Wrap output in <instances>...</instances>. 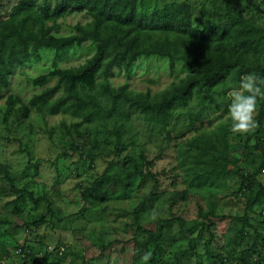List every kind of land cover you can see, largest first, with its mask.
Here are the masks:
<instances>
[{
    "label": "rangeland",
    "instance_id": "rangeland-1",
    "mask_svg": "<svg viewBox=\"0 0 264 264\" xmlns=\"http://www.w3.org/2000/svg\"><path fill=\"white\" fill-rule=\"evenodd\" d=\"M17 1L0 0V20ZM58 1L47 3L54 6ZM170 1L188 2L192 24L198 29L223 22L206 0H139L137 9L149 14ZM233 1L240 15L264 29V0ZM89 21L85 9L72 8L57 19L58 33L66 34L76 23ZM92 53L88 41L57 54L42 50L39 57L13 67L9 86L1 92L0 164L8 167L18 189L47 198L51 212L45 200L34 203L27 194L11 191L0 173V217L10 221L0 223V264H159L173 262L175 254L184 250L188 252L180 264H244L253 261L256 252L263 253L264 202L254 204L244 217L236 175L224 172L220 176L217 169L228 162L231 168L248 174L260 163L262 152L246 151L243 146L253 143L256 136L264 139V96L257 99L256 126L243 134L233 132L228 114L229 93L243 76L233 74L211 96L192 91L185 102L175 104L166 114L167 124L150 121L145 114L126 107V114L91 122L70 112L49 114L32 109L19 118L8 111V94L27 101L55 82L49 78L45 86L37 87L29 82L30 76L44 72L53 62L60 67L78 66ZM185 77L179 62L170 69L166 59L151 56L139 58L129 72L113 68L107 81L112 86L125 83L133 92L160 95ZM104 81L100 75L93 91L98 97ZM118 127L123 129L116 147ZM258 129L262 130L259 134ZM128 157L143 171L152 172L157 182L134 176L119 198L81 210L80 189L108 165L119 171L120 163ZM258 179L264 183V174L259 173ZM139 204L144 207L140 223L147 227L155 229L170 217L182 218L187 226L199 225L183 233L178 222L172 223L162 230L160 251L154 254L152 244L143 247L131 241L146 237L133 219ZM145 253H150L147 262Z\"/></svg>",
    "mask_w": 264,
    "mask_h": 264
},
{
    "label": "trees",
    "instance_id": "trees-1",
    "mask_svg": "<svg viewBox=\"0 0 264 264\" xmlns=\"http://www.w3.org/2000/svg\"><path fill=\"white\" fill-rule=\"evenodd\" d=\"M138 1L59 0L50 6L47 0L39 4L35 0H18L12 5L9 15L0 20V95L9 86L13 67L39 57L42 50L57 54L79 48L88 41L93 53L78 66L60 67L53 62L44 72L30 76L29 82L37 87L45 86L49 78H55V82L33 93L27 101L18 95L8 94L5 99L8 111L12 110L19 118L28 116L32 109L49 114L70 112L91 122L126 114L128 108L145 114L150 121L167 124L166 114L175 104L185 102L194 90L211 96L216 87L226 84L231 74L240 77L251 72L264 77V29L240 15L233 0H206L223 18L222 23L206 29L193 26L192 10L186 1L166 2L149 14L139 12ZM72 8L85 9L90 21L76 23L72 31L66 34L58 33L60 24L57 19L65 17ZM151 56L166 59L170 69L179 62L186 71V77L160 95H152L149 91L133 92L127 89L125 83L112 86L107 81V75L113 68L129 72L139 58ZM100 75L105 81L100 85L102 95L98 97L93 91L98 86ZM122 129L118 127L115 131L116 147ZM261 131L258 129L256 132L259 134ZM243 149L262 152L260 163L251 173H240L237 167L231 168L228 162L222 163L217 173L220 176L224 172L236 175L238 192L244 202L243 216L248 217L254 204L264 202V183L258 179V174L264 168V139L256 136L253 143H246ZM120 164L119 171H112L108 165L88 186L80 189L83 201L81 210L99 206L106 199L119 198L128 189L134 176L151 178L157 182L152 172L143 171L129 157ZM0 173L7 180L11 191L27 194L34 203L45 200L47 210L51 212L47 198H36L32 192L15 186L6 165L0 164ZM143 210V204L135 207L133 219L136 228L146 237L140 241L131 238V241L143 247L152 244L154 254L160 251L158 240L162 230L172 223L178 222L183 233H190L199 225L195 222L187 226L182 218L170 217L153 229L140 223ZM209 214H214L212 208ZM204 216L209 220V226H212L213 221L206 213ZM0 223L10 224V221L0 217ZM261 223L264 225L263 214ZM187 252L184 250L175 254L173 262L161 261L159 264H180ZM263 262L264 251L256 252L253 261L244 264Z\"/></svg>",
    "mask_w": 264,
    "mask_h": 264
},
{
    "label": "clouds",
    "instance_id": "clouds-1",
    "mask_svg": "<svg viewBox=\"0 0 264 264\" xmlns=\"http://www.w3.org/2000/svg\"><path fill=\"white\" fill-rule=\"evenodd\" d=\"M228 114L233 132L243 134L256 126L257 99L264 96V77L256 73L244 74L237 87L230 93ZM150 259V253H145L144 261Z\"/></svg>",
    "mask_w": 264,
    "mask_h": 264
},
{
    "label": "built area",
    "instance_id": "built-area-1",
    "mask_svg": "<svg viewBox=\"0 0 264 264\" xmlns=\"http://www.w3.org/2000/svg\"><path fill=\"white\" fill-rule=\"evenodd\" d=\"M260 173H263V174H264V168L261 169ZM262 214H263V216H264V208H263V210H262ZM263 264H264V262H263Z\"/></svg>",
    "mask_w": 264,
    "mask_h": 264
}]
</instances>
